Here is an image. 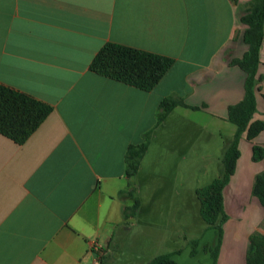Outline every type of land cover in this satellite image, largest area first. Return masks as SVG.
I'll use <instances>...</instances> for the list:
<instances>
[{
	"label": "crops",
	"instance_id": "0c3cea01",
	"mask_svg": "<svg viewBox=\"0 0 264 264\" xmlns=\"http://www.w3.org/2000/svg\"><path fill=\"white\" fill-rule=\"evenodd\" d=\"M250 2L0 0V84L53 108L23 145L0 134V264H121L129 224L136 227L143 211L139 198L136 216L124 215L135 203L128 149L152 132L137 179L152 155L172 151L175 116L186 127L190 112L202 113L208 141L210 128L220 132L224 169L238 130L228 110L245 97L247 75L232 61L249 49L241 18ZM108 43L175 63L145 92L90 70ZM260 60L254 120H264V41ZM172 96L198 109L179 106L158 125L161 103ZM255 145L264 146V131L240 141L224 190L229 220L217 264H247L251 235L264 233V207L252 194L264 171V160L252 159ZM206 148L203 159L212 156Z\"/></svg>",
	"mask_w": 264,
	"mask_h": 264
},
{
	"label": "trees",
	"instance_id": "16d2710c",
	"mask_svg": "<svg viewBox=\"0 0 264 264\" xmlns=\"http://www.w3.org/2000/svg\"><path fill=\"white\" fill-rule=\"evenodd\" d=\"M238 2L239 0H233ZM242 23L248 26L243 39L249 46L242 59L232 61L233 66L240 67L247 75L245 82V97L229 107L228 121L237 126V134L232 145L224 155V173L210 185L197 190L201 203L200 213L209 229L218 233V243L213 252L214 264H217L224 239V226L229 220L225 209L224 190L236 173L240 159V141L246 133L248 140H254L264 131V120H254L257 109L256 93L262 78L258 77L261 64L260 52L264 41V0H251L241 18ZM175 63L173 58L155 54L136 48L108 43L97 54L90 66V70L97 75L145 92L153 91L171 70ZM264 97V95H263ZM187 106L182 99L169 97L161 103L162 112L159 115L158 125H161L175 108ZM53 108L34 97L0 84V134L19 145L25 144L40 128L52 113ZM152 132L145 135V142L140 145H131L126 155V176L133 186V180L140 171L141 163L146 156L151 143ZM252 159L254 162L264 160V146L253 147ZM129 195L135 198L132 207L126 208V218L134 217L141 207V201L134 195L135 188ZM252 194L264 207V171L255 178ZM199 240L193 242L191 255H197ZM180 251L162 254L147 264H178L175 257ZM247 264H264V233H255L250 237L247 252Z\"/></svg>",
	"mask_w": 264,
	"mask_h": 264
},
{
	"label": "rangeland",
	"instance_id": "374dc122",
	"mask_svg": "<svg viewBox=\"0 0 264 264\" xmlns=\"http://www.w3.org/2000/svg\"><path fill=\"white\" fill-rule=\"evenodd\" d=\"M187 120L193 122L187 121L186 127H181L183 120L173 117L172 151H157L148 159L140 176L133 180V188L139 191L138 198L143 202V211L136 227L129 224L131 234L125 240L121 264H143L171 250L181 252L174 258L178 264H214L218 233L209 229L203 220L196 192L222 177L224 140L220 132L210 127L208 131L214 137L207 140L200 124L202 122L203 126L207 121L202 113L190 112ZM184 138L186 143H183ZM206 147L212 156L203 159ZM195 240H199L197 255L192 256Z\"/></svg>",
	"mask_w": 264,
	"mask_h": 264
}]
</instances>
